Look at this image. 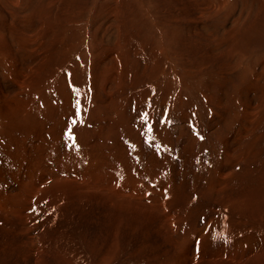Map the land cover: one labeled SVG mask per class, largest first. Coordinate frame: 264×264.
<instances>
[{
  "label": "rangeland",
  "instance_id": "rangeland-1",
  "mask_svg": "<svg viewBox=\"0 0 264 264\" xmlns=\"http://www.w3.org/2000/svg\"><path fill=\"white\" fill-rule=\"evenodd\" d=\"M15 3L0 0V264H170L176 251L234 245L264 264L255 262L264 256V0ZM74 118L75 143L65 135ZM72 161L79 179L96 177L98 163L112 176L125 168L127 181L146 168L168 186L162 197L139 191L110 207L92 200L116 192L83 189L68 171L28 196L44 171ZM138 205L171 214L177 229H157Z\"/></svg>",
  "mask_w": 264,
  "mask_h": 264
},
{
  "label": "bare ground",
  "instance_id": "bare-ground-1",
  "mask_svg": "<svg viewBox=\"0 0 264 264\" xmlns=\"http://www.w3.org/2000/svg\"><path fill=\"white\" fill-rule=\"evenodd\" d=\"M53 2V1H52ZM16 3H17V0H16ZM15 3V4H16ZM248 4V3H247ZM84 5V4H83ZM4 5H2L1 7H3ZM7 6V5H6ZM22 6V5H21ZM5 7V6H4ZM51 8V7H50ZM117 9H119V8H117ZM205 9V8H204ZM210 9V8H209ZM214 9V8H213ZM262 9V8H261ZM213 11V10H212ZM19 12V11H18ZM201 12V11H200ZM216 15H218L217 13H216ZM3 17V16H2ZM10 17H16V14L15 13H13V14H11V16ZM115 17H117V16H115ZM203 13H200V17H199V19H200V21L201 20H203ZM237 18V17H236ZM240 18V17H239ZM12 19V24H13V18H11ZM17 19V18H16ZM47 19V18H46ZM234 20H236V19H234ZM242 20V19H241ZM16 22V21H15ZM235 23V22H234ZM99 24V23H98ZM11 25V24H10ZM14 25V24H13ZM238 26V25H237ZM13 27V26H12ZM20 27V26H19ZM86 27V26H85ZM203 28V27H202ZM15 29H17V28H15ZM18 29H20V28H18ZM27 29V28H26ZM236 29V28H235ZM108 30V29H107ZM119 30V28L117 29V31ZM98 31V30H97ZM205 31V30H204ZM232 31V30H231ZM105 32V31H104ZM209 32V31H208ZM14 33H15V35L14 36H18V33H17V30H15L14 31ZM236 33V32H235ZM121 34V33H120ZM1 35V34H0ZM108 35V34H107ZM106 35V36H107ZM110 35V34H109ZM115 35H117L116 33L113 35L114 37H115ZM208 35V34H207ZM246 35V34H245ZM111 37V38H114V37ZM119 36V35H118ZM124 36V35H123ZM211 36V35H210ZM214 36V35H213ZM19 37V36H18ZM24 37V36H23ZM117 37V36H116ZM116 37L113 39L114 41L113 42H115V40H116ZM190 37H192V36H188L187 38H186V40L187 41H191V39H190ZM212 37V36H211ZM3 37H0V41H1V43L4 41V38L2 39ZM26 38V37H25ZM24 38V39H25ZM108 38V37H107ZM122 38V37H121ZM248 39V38H247ZM118 40V39H117ZM83 41V40H82ZM17 42H18V44L20 45V47H22V48H25V50L27 51V52H33V50L32 51H30V48L29 47H31L32 46V43L31 42H29V44H28V42H27V40H17ZM75 42V41H74ZM118 42H119V40H118ZM128 43V42H127ZM194 43H195V41H194ZM116 44V43H115ZM181 44V43H180ZM19 45H17L18 46V48H19ZM31 45V46H30ZM110 45H112V44H110ZM119 45V44H118ZM184 45V44H183ZM17 46H16V48H17ZM114 46V45H113ZM181 46V45H180ZM121 47V46H120ZM187 47V46H186ZM189 47V46H188ZM192 47V46H191ZM17 48V49H18ZM33 49V48H32ZM244 49V48H243ZM18 50H20V49H18ZM105 50V49H104ZM10 50L8 49V52H4V54H7V55H5V56H7V59L8 58H12L13 59V55H12V52H9ZM251 51V50H250ZM234 52V51H233ZM160 53V52H159ZM1 54V53H0ZM3 54V53H2ZM33 54V53H32ZM224 54V53H223ZM226 55L227 54H229V50L228 51H226V53H225ZM224 54V55H225ZM231 54H232V52L230 51V56H231ZM14 55H18V54H16V53H14ZM29 55V54H28ZM9 56V57H8ZM33 56H34V54H33ZM255 56V55H254ZM20 57V56H19ZM3 58V57H2ZM226 58V57H225ZM227 59V58H226ZM225 59V60H226ZM236 59V58H235ZM6 60V59H5ZM228 60L229 59H227L226 60V62H228ZM245 60V59H244ZM3 61V60H2ZM101 61V60H100ZM231 61V60H230ZM9 62H10V60H9ZM8 62V63H9ZM11 62H13V61H11ZM13 64H15V63H13ZM22 64V63H21ZM227 64H229V62L228 63H226V65ZM246 64V63H245ZM255 64V63H254ZM10 65V64H9ZM17 65V64H16ZM20 64H18L17 66H19ZM224 65V64H223ZM4 65H2V66H0V67H3ZM13 66H15V65H13ZM23 66V65H22ZM162 66V65H161ZM235 66H236V64H235ZM243 66V65H242ZM21 67V66H20ZM223 67V66H222ZM222 67H220V68H222ZM228 67V66H227ZM4 68V67H3ZM15 67H13V69H14ZM24 68V67H23ZM241 68H243V67H241ZM5 69H6V67H5ZM218 70H219V68H217ZM264 69V68H263ZM23 70V69H22ZM261 70H262V68H261ZM4 71V70H3ZM228 71V70H227ZM263 71V70H262ZM20 72V70H19V67L17 68V70L15 71V77H19L18 76V73ZM205 72V71H204ZM264 72V71H263ZM5 74V73H4ZM115 74V73H114ZM221 74V73H220ZM239 74H241V73H239ZM248 74V73H247ZM21 75V74H20ZM27 75V74H26ZM242 75V74H241ZM262 74L260 73V76H261ZM33 77H36L37 76V70L35 69L34 70V72H33V75H32ZM217 76V75H216ZM49 78V77H48ZM245 78V77H244ZM114 79H115V77H114ZM109 80H110V78H109ZM36 80H34V82H35ZM116 81V80H115ZM31 82V81H30ZM104 82V81H103ZM102 82V83H103ZM198 82V81H197ZM112 83V82H111ZM30 84V83H29ZM36 84V83H35ZM113 84V83H112ZM28 85V84H27ZM31 85V84H30ZM38 85V84H37ZM105 85V84H104ZM212 85V84H211ZM26 86V85H25ZM32 86V85H31ZM241 87V86H240ZM221 88H222V86H221ZM221 88H219V89H221ZM138 89V88H137ZM235 90V89H234ZM120 94V93H119ZM116 96V95H115ZM119 96V95H118ZM139 97V96H138ZM174 97V96H173ZM113 103V102H112ZM259 104H261V103H259ZM260 107V106H259ZM221 109V108H220ZM226 109H224V111H225ZM218 115V114H217ZM221 115V114H220ZM260 115V114H259ZM181 117V116H180ZM260 117V116H259ZM179 118V117H178ZM224 118V117H223ZM251 119V118H250ZM253 119H254V117H253ZM103 121H105V120H103ZM65 127V126H64ZM83 127V126H82ZM81 130V129H80ZM81 134H83V132L81 133ZM241 158H243L244 159V154H242L241 155ZM241 158H239V160H243V159H241ZM94 161H95V158L93 159ZM93 160L91 159V158H88V161L87 160H85L84 161V164H86V165H89V166H92V171H93V169H94V167H95V165H94V163H93ZM75 164H76V161H72L71 162V164H68V162H65L63 165H59L57 168H56V170L54 171V172H49V171H44L43 173H42V175L40 176V178L38 179V182H37V184H35V185H32V187H31V190H30V192L28 193V196L30 197L31 195H33V194H35V192H36V190H37V187L39 186V185H42V184H47L52 178H54V177H61L60 176V174H61V172H68V171H71V172H73V174H74V180L75 181H77V182H79V183H83L84 184V187H82L83 189H90L91 188V186L89 185V184H93V185H95V188H101L102 190H108V191H112V192H116V194H121V196H118V195H116V194H114V195H111V197H104V196H99L100 198H94L92 201H93V203L94 202H98V201H101V202H103L104 201V203H107V204H109V206L111 207H118V208H120L122 205H121V201L119 200L121 197H124V196H122V195H132V194H134L135 192H141L143 195H144V197L145 198H148L149 196H151V195H154V194H158L160 197H162L163 196V194H162V187L164 188V187H167L168 185L163 181V178L162 177H158V176H156V174H154L153 173V175H148V173H147V169L145 168V170L143 169V171L144 172H140L138 169H135V171L133 172L134 174H135V177H134V179H132V180H130V181H127V177H126V173H125V168H114V172H115V175L114 176H112V175H110V174H108L105 170L107 169V166L106 165H104V169L105 170H103L102 168H100L98 165V163H96V165H97V167H98V175L96 176V177H94L93 176V174H91L90 172H92V171H90L89 173H85V176L83 177V178H81V179H79L78 177H77V173H76V169H75V167H74V169H72V170H70V167H69V165H74L75 166ZM86 169V168H85ZM222 169V171H220V173H219V176H218V180H217V182H216V185L217 186H220L221 184H222V179H223V177H225L226 175H227V169H224V168H221ZM87 170V169H86ZM122 172V173H119V172ZM86 172V171H85ZM80 173H82V172H80ZM158 173V172H157ZM81 175V174H80ZM156 176V177H155ZM67 177H63L62 179H66ZM78 178V179H77ZM74 181V182H75ZM213 182V181H212ZM151 183H153L154 185V187H149L150 185L149 184H151ZM193 183V182H192ZM208 183H209V181H208ZM63 184V183H62ZM215 184V183H214ZM236 184V183H235ZM196 185V184H195ZM213 186V185H212ZM222 186V185H221ZM208 187H210V186H208ZM53 189H54V187H53ZM61 189H65V187H63L62 186V188ZM213 189V188H212ZM219 189V188H218ZM66 190V189H65ZM55 191V190H54ZM213 191H214V189H213ZM216 191V190H215ZM125 192H128V193H125ZM44 195H46V194H52V190H51V188H47L45 191H44ZM211 193V192H210ZM58 194V193H57ZM68 195V194H67ZM70 195V194H69ZM138 196H140V195H138ZM51 197V196H50ZM65 197V196H64ZM67 197V196H66ZM137 197V196H136ZM23 197H19L18 198V204L20 205L21 204V199H22ZM74 198H78V197H74ZM202 198H204L203 196H202ZM64 199H66V198H64ZM69 199H73V197L72 198H69ZM91 199V198H90ZM109 201L110 203H108L107 201ZM40 200H42V199H40ZM60 200V199H59ZM68 200V199H67ZM66 200V201H67ZM75 200V199H74ZM78 199H76V201H77ZM103 200V201H102ZM160 198H155L154 199V202H160ZM202 200V199H201ZM50 201H52V200H50ZM71 201V200H70ZM183 201V200H182ZM41 202V201H40ZM74 203V202H73ZM79 203L81 204V206H83V207H86L87 205H85L83 202H82V200L79 198ZM77 204H78V201H77ZM79 204V205H80ZM91 204V203H90ZM101 204V203H100ZM125 204L126 205H128V207L129 206H131V205H134L133 203H130L127 199L125 200ZM67 205V204H66ZM91 206V205H90ZM89 206V207H90ZM79 207V206H78ZM82 207V208H83ZM92 207V206H91ZM123 208H125V207H123ZM133 208H137V209H139L140 211H142L143 213H146L148 216H150V217H152L153 219L152 220H155L156 221V228L157 229H159V230H163L164 232H170V234H171V232H173V230L175 229H177V226L176 225H179V223H178V220H176L171 214H166V213H158L157 211H155V210H146L143 206H141V205H138V206H133ZM1 210L2 209H4V207H1L0 208ZM68 209V208H67ZM66 209V210H67ZM127 208H125V210H126ZM69 210H71V208L69 209ZM89 210V209H88ZM92 210V209H91ZM112 210H114L115 212H117V213H121V212H128V211H119V210H117V209H112ZM75 211V210H74ZM82 211V210H81ZM135 211V210H134ZM264 211V209L262 210V212ZM261 211H260V213H262ZM137 213H139V211L137 212ZM137 213H135L136 214V216H138L137 215ZM86 214V213H85ZM88 214V213H87ZM127 215H129L128 213H126ZM125 214V215H126ZM130 214H131V212H130ZM133 214V213H132ZM142 214V213H141ZM118 215V214H117ZM124 215V216H125ZM152 215H155V216H152ZM21 216V215H20ZM23 216H25V213L23 212ZM141 216V215H140ZM33 219V218H32ZM48 219V218H47ZM65 220V219H64ZM137 221L139 222V219H137ZM141 221V220H140ZM47 222V221H46ZM214 222V221H213ZM218 222H219V220H218ZM222 222H223V220H222ZM212 223V222H211ZM44 225V224H43ZM67 225V224H66ZM217 225V224H216ZM206 226V225H205ZM205 226H197V227H195V230H194V233L197 235V238H199V239H204V236H203V229L205 228ZM49 227H51V226H49ZM138 228V227H137ZM136 228V229H137ZM33 229V228H32ZM52 229V228H51ZM67 229V228H66ZM136 229H135V231H136ZM7 230V229H6ZM36 230H38V229H36ZM35 230V231H36ZM30 231V230H29ZM3 232V231H2ZM163 232V233H164ZM138 233V232H137ZM142 233V232H141ZM161 234V235H164V234ZM5 234V233H4ZM166 234V233H165ZM194 234V235H195ZM31 235V234H30ZM160 235V236H161ZM168 235V234H167ZM28 236H29V234H28ZM26 237H27V235H26ZM165 237V236H164ZM166 238V237H165ZM75 240V239H74ZM253 240V239H252ZM264 240V239H263ZM262 240V243L264 244V241ZM27 241V240H26ZM29 241V240H28ZM165 241V240H164ZM30 242V241H29ZM168 242V241H167ZM166 242V243H167ZM195 242H197V240L195 239ZM260 242H261V240H260ZM24 243V242H23ZM22 243V244H23ZM160 243H162V242H160ZM262 243H260L261 244V246H263V244ZM163 244V243H162ZM24 245H25V243H24ZM28 245V244H27ZM158 246V245H157ZM162 246V245H161ZM251 246V245H250ZM253 246V245H252ZM27 247V246H26ZM32 247V246H31ZM159 247V246H158ZM240 247V246H239ZM162 248V247H161ZM174 248V247H173ZM226 248V247H225ZM241 248H243V247H241ZM238 249L235 245H234V247L232 248V249H234V250H231V249H229V250H227V249H220L219 251H216V252H213V253H207V252H205V251H199V252H196V253H194V254H190V253H181V254H179L177 251L175 252L176 253V255L173 257V260L170 262V264H194L197 260H200L202 263L204 262V263H206V264H250V261H245V259L248 257V255H251V254H253V252H254V250H248L249 252V254L248 255H246L247 254V250L245 251L244 249ZM264 248V247H263ZM40 249V248H39ZM259 249V248H258ZM166 250V249H165ZM261 250V249H260ZM167 251V250H166ZM165 252V251H164ZM168 252V251H167ZM171 252H173V249H172V251ZM166 253V252H165ZM256 254V253H255ZM264 254V253H263ZM173 255V254H172ZM261 256V255H260ZM259 256V257H260ZM44 256H41V259H44L43 258ZM153 258V257H152ZM255 262H259V263H264V256H261L260 258H258L257 260H255ZM166 263V262H165ZM201 263V264H202ZM252 264V263H251Z\"/></svg>",
  "mask_w": 264,
  "mask_h": 264
},
{
  "label": "snow or ice",
  "instance_id": "snow-or-ice-1",
  "mask_svg": "<svg viewBox=\"0 0 264 264\" xmlns=\"http://www.w3.org/2000/svg\"><path fill=\"white\" fill-rule=\"evenodd\" d=\"M76 105H77L76 117H80V115H81V109L79 107V105H80V101L79 100H77ZM141 119H142V121H145L146 122L148 120V113L147 112L141 113ZM76 123H77V119H75V118L72 119L71 124L69 125L68 130L65 133V135L68 137V139L72 140L73 143H75V139L72 136V127H71V125H75ZM151 130H152L151 125H149L148 131L151 132ZM32 211L35 212L36 209L33 208Z\"/></svg>",
  "mask_w": 264,
  "mask_h": 264
}]
</instances>
